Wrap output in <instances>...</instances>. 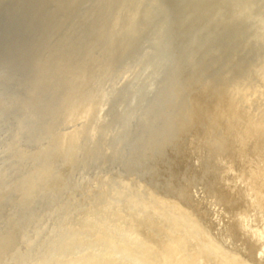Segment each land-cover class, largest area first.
Masks as SVG:
<instances>
[{
  "label": "rangeland",
  "instance_id": "374dc122",
  "mask_svg": "<svg viewBox=\"0 0 264 264\" xmlns=\"http://www.w3.org/2000/svg\"><path fill=\"white\" fill-rule=\"evenodd\" d=\"M0 264H264V0H0Z\"/></svg>",
  "mask_w": 264,
  "mask_h": 264
}]
</instances>
